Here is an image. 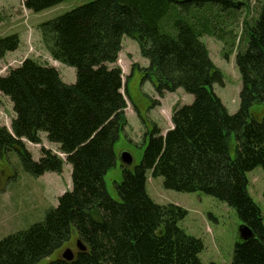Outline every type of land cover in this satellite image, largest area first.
I'll return each mask as SVG.
<instances>
[{"label": "trees", "instance_id": "1", "mask_svg": "<svg viewBox=\"0 0 264 264\" xmlns=\"http://www.w3.org/2000/svg\"><path fill=\"white\" fill-rule=\"evenodd\" d=\"M65 1L23 4L39 13ZM247 1L94 0L39 25L51 57L75 68L77 79L66 84L55 67L32 58L0 76V92L15 112L11 129L0 125V161L17 151L33 177L61 175L67 162L72 189L43 221L0 241V264H39L73 234L87 250L71 262L49 264H217L203 263L202 240L179 226L187 210L153 201L148 174L163 177L165 189L203 193L235 209L254 237L237 244L232 264H264V217L247 177L258 167L264 170V121L251 114L255 104L264 103V5L252 24L243 23L246 47L236 55L242 86L235 114L215 93V84L225 86V76L203 42L206 36L225 42L229 59L237 39L229 20L249 10ZM125 36L149 61L140 71L144 80L155 78L160 99L183 89L194 101L174 107L173 127L165 135L155 125L134 171L122 164L114 200L105 176L116 164L114 147L127 126L128 104L122 70L110 65L117 63ZM20 45L18 35L0 38V57ZM42 134L66 161L44 147L33 158L24 140L41 145Z\"/></svg>", "mask_w": 264, "mask_h": 264}, {"label": "rangeland", "instance_id": "2", "mask_svg": "<svg viewBox=\"0 0 264 264\" xmlns=\"http://www.w3.org/2000/svg\"><path fill=\"white\" fill-rule=\"evenodd\" d=\"M94 0H67L59 5L34 13L24 7L23 0H0V38L18 35L21 45L15 52L0 57V76L7 74L9 69L19 67L27 58L55 67L66 84L76 82V69L55 61L45 48L39 32V25L53 20L75 8ZM249 10L240 12L237 18L229 20L228 29H233L236 35L234 53L229 59L225 58L226 43L213 37H204L210 57L224 74L225 86L214 85L215 93L228 107L231 114H235L240 106L241 75L236 65V55L239 49L246 47L243 23L250 24L259 16L264 0H248ZM229 43V44H228ZM232 45L233 42H228ZM240 45V46H239ZM122 51L115 65L122 70L123 93L126 96L127 126L120 131V138L115 144L116 164L105 176L107 191L114 200H119L116 183L123 180L121 156L130 153L133 164L132 171L140 165L150 135L155 127L165 133L171 129L172 113L175 106L190 105L194 96L183 89L175 93H167L160 99L156 94L152 80H144L145 73L141 68L149 66L148 60L140 52L139 44L125 36L122 41ZM138 66L134 71L135 66ZM125 87H127V92ZM160 104L154 106V101ZM252 119L264 121V103H257L251 110ZM15 118L13 104L9 98L0 92V125L11 129ZM41 145L24 140L26 149L35 160L41 157L42 148L50 149L60 155L65 161L64 154L59 152L56 144H51L42 134ZM234 155V152H233ZM72 167L67 162L61 175L46 173L40 177H33L27 173L22 165L19 153L13 151L0 161V241L7 236L26 230L32 225L44 220L46 213L58 205L59 197L72 189ZM249 193L260 206L264 217V170L258 167L247 174ZM147 191L153 201L159 205H176L188 211L187 217L179 222V226L189 235L202 240L204 250L200 254L203 263L232 264L238 243L242 242L238 230L241 221L235 209L227 203L219 201L203 193H182L168 190L164 187V178H153L148 174ZM77 234L61 250H57L50 257L39 264H49L56 259H62L66 250H71L75 257L79 252Z\"/></svg>", "mask_w": 264, "mask_h": 264}, {"label": "water", "instance_id": "3", "mask_svg": "<svg viewBox=\"0 0 264 264\" xmlns=\"http://www.w3.org/2000/svg\"><path fill=\"white\" fill-rule=\"evenodd\" d=\"M121 160H122V164L127 165L129 167L134 162L132 155L127 152L122 154ZM238 234H239V237L242 239V241H247L254 237V234L251 231V229L245 224H241L238 230ZM77 248L79 249L80 252H85L87 250V247L81 242V240L77 242ZM62 259L71 262L75 259V255L71 250L68 249L63 254Z\"/></svg>", "mask_w": 264, "mask_h": 264}, {"label": "crops", "instance_id": "4", "mask_svg": "<svg viewBox=\"0 0 264 264\" xmlns=\"http://www.w3.org/2000/svg\"><path fill=\"white\" fill-rule=\"evenodd\" d=\"M148 63H149V61H148ZM225 106H226V105H225ZM226 107H227V106H226ZM227 109H228V107H227ZM228 110H229V109H228ZM229 112H230V111H229ZM172 127H173V126H172ZM168 130H170V129H168ZM168 130H167V131H168ZM167 131H166V132H167ZM166 132H165V133H163V135H165V134H166Z\"/></svg>", "mask_w": 264, "mask_h": 264}]
</instances>
